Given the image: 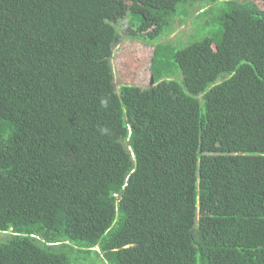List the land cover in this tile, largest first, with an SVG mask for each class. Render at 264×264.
Returning <instances> with one entry per match:
<instances>
[{
    "label": "trees",
    "instance_id": "16d2710c",
    "mask_svg": "<svg viewBox=\"0 0 264 264\" xmlns=\"http://www.w3.org/2000/svg\"><path fill=\"white\" fill-rule=\"evenodd\" d=\"M0 234V264H264V0H0Z\"/></svg>",
    "mask_w": 264,
    "mask_h": 264
},
{
    "label": "rangeland",
    "instance_id": "374dc122",
    "mask_svg": "<svg viewBox=\"0 0 264 264\" xmlns=\"http://www.w3.org/2000/svg\"><path fill=\"white\" fill-rule=\"evenodd\" d=\"M119 31L122 33L125 29V24H119ZM196 29V28H195ZM193 30V25L189 22L185 23L182 26L176 28L174 32L164 37L162 41H175L174 38L181 34L189 32ZM193 32V31H192ZM185 41L187 37L184 36ZM182 43V42H181ZM178 44V46L181 45ZM151 53V46H146L139 41H130V40H122V42L118 43L115 47V54L111 61L112 70L115 75V78L120 75V72H127L123 69L126 68L127 65H131V62L135 63V66L138 68L135 71L134 78L131 80L134 81V84L140 88H147L150 83V70H149V57ZM129 77L130 75L127 74ZM118 86L117 84L115 85ZM0 234V238L2 237Z\"/></svg>",
    "mask_w": 264,
    "mask_h": 264
},
{
    "label": "clouds",
    "instance_id": "9594fccd",
    "mask_svg": "<svg viewBox=\"0 0 264 264\" xmlns=\"http://www.w3.org/2000/svg\"><path fill=\"white\" fill-rule=\"evenodd\" d=\"M151 78H152V76H150V83L152 84V83H153V79H152V81H151Z\"/></svg>",
    "mask_w": 264,
    "mask_h": 264
},
{
    "label": "water",
    "instance_id": "95a60500",
    "mask_svg": "<svg viewBox=\"0 0 264 264\" xmlns=\"http://www.w3.org/2000/svg\"><path fill=\"white\" fill-rule=\"evenodd\" d=\"M151 81H152V78H151Z\"/></svg>",
    "mask_w": 264,
    "mask_h": 264
}]
</instances>
